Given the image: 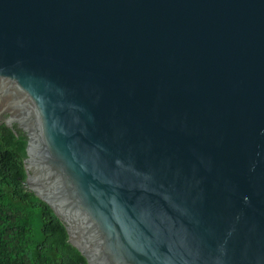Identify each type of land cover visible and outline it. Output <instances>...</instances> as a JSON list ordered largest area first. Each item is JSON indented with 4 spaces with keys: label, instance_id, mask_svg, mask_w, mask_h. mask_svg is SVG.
<instances>
[{
    "label": "water",
    "instance_id": "obj_1",
    "mask_svg": "<svg viewBox=\"0 0 264 264\" xmlns=\"http://www.w3.org/2000/svg\"><path fill=\"white\" fill-rule=\"evenodd\" d=\"M0 123L87 264H264V0H0Z\"/></svg>",
    "mask_w": 264,
    "mask_h": 264
},
{
    "label": "trees",
    "instance_id": "obj_2",
    "mask_svg": "<svg viewBox=\"0 0 264 264\" xmlns=\"http://www.w3.org/2000/svg\"><path fill=\"white\" fill-rule=\"evenodd\" d=\"M25 135L0 123V264H87L63 223L25 186Z\"/></svg>",
    "mask_w": 264,
    "mask_h": 264
},
{
    "label": "rangeland",
    "instance_id": "obj_3",
    "mask_svg": "<svg viewBox=\"0 0 264 264\" xmlns=\"http://www.w3.org/2000/svg\"><path fill=\"white\" fill-rule=\"evenodd\" d=\"M6 115H4V117H5Z\"/></svg>",
    "mask_w": 264,
    "mask_h": 264
}]
</instances>
